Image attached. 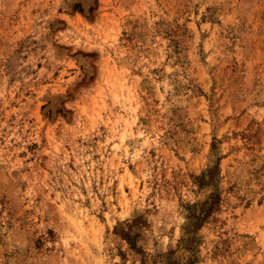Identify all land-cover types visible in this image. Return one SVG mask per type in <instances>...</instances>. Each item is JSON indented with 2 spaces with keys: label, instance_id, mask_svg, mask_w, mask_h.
Masks as SVG:
<instances>
[{
  "label": "rangeland",
  "instance_id": "obj_1",
  "mask_svg": "<svg viewBox=\"0 0 264 264\" xmlns=\"http://www.w3.org/2000/svg\"><path fill=\"white\" fill-rule=\"evenodd\" d=\"M0 264H264V0H0Z\"/></svg>",
  "mask_w": 264,
  "mask_h": 264
}]
</instances>
